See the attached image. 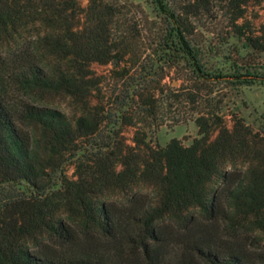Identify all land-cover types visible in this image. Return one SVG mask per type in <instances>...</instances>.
Wrapping results in <instances>:
<instances>
[{
    "label": "trees",
    "instance_id": "16d2710c",
    "mask_svg": "<svg viewBox=\"0 0 264 264\" xmlns=\"http://www.w3.org/2000/svg\"><path fill=\"white\" fill-rule=\"evenodd\" d=\"M214 1L238 34L264 52V30L246 33V25L236 24L251 0H187L168 12L177 56L167 61L184 59L199 79L252 83L250 72L217 76L201 65L190 19L210 15ZM78 11V0H0V39L33 28L32 43L47 51L39 60L25 51L0 54V187L26 182L33 189L0 193V264H168L170 247L181 243L189 260L179 264H264V132L238 115L229 128L221 116L201 112L200 137L189 147L177 138L153 146L141 128L128 145L122 128L138 124L124 117L152 106L156 88L132 79L127 59L137 64L140 54L130 36L115 40L116 6L90 0L82 37L74 24ZM95 62L114 65L112 81L133 80L119 104L118 130H107L106 106L86 102ZM46 93L73 98L83 105L80 114L65 115ZM68 161L76 165L75 179H62L55 190ZM150 185L155 199L141 193Z\"/></svg>",
    "mask_w": 264,
    "mask_h": 264
},
{
    "label": "rangeland",
    "instance_id": "374dc122",
    "mask_svg": "<svg viewBox=\"0 0 264 264\" xmlns=\"http://www.w3.org/2000/svg\"><path fill=\"white\" fill-rule=\"evenodd\" d=\"M104 1L116 6L120 12L114 24L115 40L119 41L121 35L130 36L137 45L136 50L140 54L138 63L127 59L132 79L142 84L145 79L151 81V88H156L157 92L152 106L127 111L124 120L133 118L138 124L137 127L122 128L121 135L128 145H134L137 128H141V135L146 134L147 141L153 146L165 147L173 138H177L189 147L200 137L195 119L201 112L221 116L229 128L233 126V117L238 115L255 131L264 132V52L254 50L247 39L238 34L236 25L225 17L222 4L214 1L210 15L190 19L191 28L194 29L190 38L200 54L201 65L206 73L228 76L250 72L256 76L248 78L252 83H227L225 79L212 80L211 77L199 79L184 59L179 65L167 61V58L177 56L175 48L171 47L176 36L168 12H176L187 0ZM78 3L79 11L74 24L82 37L90 25L87 17L90 0H78ZM236 24L246 25V33L251 31L261 34L264 30V1L251 0L244 17ZM35 37L36 30L29 28L16 38L0 39V54L25 51L38 60L45 58L47 51L32 43ZM45 63L54 65L52 59H46ZM113 69L112 63H92L85 80L90 82L92 88L86 102L91 109L106 106L105 126L109 131L120 127L119 104L128 96L131 86L129 80L133 81L128 79L118 83L110 80ZM189 93L196 97V103L189 99ZM44 97L48 104L68 113L70 118L79 115L83 106L64 94L46 93ZM217 135L218 132H213L211 140ZM75 171L74 161H68L58 174L54 189L61 188L64 178L74 180ZM32 192V187L26 182L7 183L0 187V193L3 194L29 195ZM186 254L182 243L171 246L166 262L179 264L184 257L189 260Z\"/></svg>",
    "mask_w": 264,
    "mask_h": 264
},
{
    "label": "clouds",
    "instance_id": "9594fccd",
    "mask_svg": "<svg viewBox=\"0 0 264 264\" xmlns=\"http://www.w3.org/2000/svg\"><path fill=\"white\" fill-rule=\"evenodd\" d=\"M65 115H68V113H65ZM227 171H232V166L231 165H229L228 166V168L226 169ZM240 170L242 171V172H247L248 171V165L247 164H245L244 166H242L241 168H240ZM141 193L143 194V195H147V196H149V197H151V198H153V199H155L156 198V196H157V193H156V190H155V186H146V187H143L142 189H141Z\"/></svg>",
    "mask_w": 264,
    "mask_h": 264
}]
</instances>
